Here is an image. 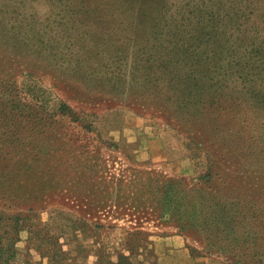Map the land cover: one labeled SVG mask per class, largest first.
Here are the masks:
<instances>
[{"label":"rangeland","instance_id":"obj_1","mask_svg":"<svg viewBox=\"0 0 264 264\" xmlns=\"http://www.w3.org/2000/svg\"><path fill=\"white\" fill-rule=\"evenodd\" d=\"M238 10L260 45L264 0H0V264H264L261 80L155 40Z\"/></svg>","mask_w":264,"mask_h":264},{"label":"trees","instance_id":"obj_2","mask_svg":"<svg viewBox=\"0 0 264 264\" xmlns=\"http://www.w3.org/2000/svg\"><path fill=\"white\" fill-rule=\"evenodd\" d=\"M249 16L250 13L246 14L244 10L226 11L222 15H203L198 20L200 29H196L194 35L190 33L178 39L180 34L171 31L173 34L161 33L155 40L159 39L161 48L167 54L178 55L168 61H174L173 66L185 73L182 85H187L189 90L208 86L213 96H216L217 90L223 91L222 87L235 74L243 86L252 84L251 89L255 92L256 82L261 80V89L257 90L260 95L252 97L251 105L258 109L264 108V41L256 45L259 34L258 30L247 27ZM203 22L205 25H199ZM220 62L226 65L219 66ZM211 63L213 66H210ZM218 66L223 70L217 71ZM173 80L181 85L176 74L171 77ZM190 222L184 221L182 227Z\"/></svg>","mask_w":264,"mask_h":264},{"label":"crops","instance_id":"obj_3","mask_svg":"<svg viewBox=\"0 0 264 264\" xmlns=\"http://www.w3.org/2000/svg\"><path fill=\"white\" fill-rule=\"evenodd\" d=\"M169 242H172L174 245V248H176L177 251H181L183 250V246H184V239L178 235L176 236H171V238L168 239ZM198 264H202V263H199L201 261L197 260Z\"/></svg>","mask_w":264,"mask_h":264}]
</instances>
